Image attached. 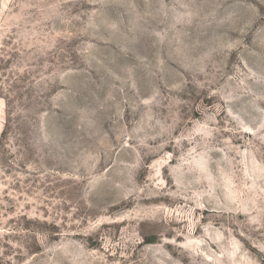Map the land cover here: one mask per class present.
<instances>
[{
    "label": "rangeland",
    "instance_id": "rangeland-1",
    "mask_svg": "<svg viewBox=\"0 0 264 264\" xmlns=\"http://www.w3.org/2000/svg\"><path fill=\"white\" fill-rule=\"evenodd\" d=\"M0 264H264V0H0Z\"/></svg>",
    "mask_w": 264,
    "mask_h": 264
}]
</instances>
